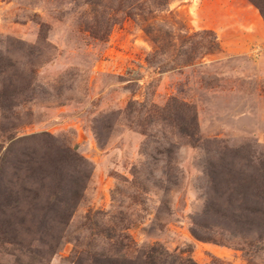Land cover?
I'll use <instances>...</instances> for the list:
<instances>
[{"label":"rangeland","instance_id":"1","mask_svg":"<svg viewBox=\"0 0 264 264\" xmlns=\"http://www.w3.org/2000/svg\"><path fill=\"white\" fill-rule=\"evenodd\" d=\"M86 3L0 0V54L16 63L0 75V264H264V230L204 214L213 190L239 176L223 173L215 188L208 170L220 158L264 179L258 10L248 0H168L147 22L163 41L146 63L145 23L121 19L100 40L85 28ZM213 38L219 51L182 65L180 49ZM167 105L194 111L197 142L178 133L188 118L161 113ZM43 178L32 202L29 186ZM49 195L68 201L64 224L43 209Z\"/></svg>","mask_w":264,"mask_h":264},{"label":"trees","instance_id":"2","mask_svg":"<svg viewBox=\"0 0 264 264\" xmlns=\"http://www.w3.org/2000/svg\"><path fill=\"white\" fill-rule=\"evenodd\" d=\"M248 1L258 10L260 16L264 20V0ZM87 2L88 3L86 4L90 6L88 16H90L89 21L91 22V25L87 26L90 23L87 21V25L85 28L92 36L103 40L108 35L110 26L117 24L121 21V19L128 18L131 20H141L143 23H145V26L143 27V32L147 35L148 39L154 46V50L151 55L148 56V59H146V63H149V58L157 56L159 51L162 50L161 42L163 41V39L162 35L160 34V31L158 29H154L151 24L148 23L149 20L153 18L155 13L161 11L164 7H166V5L168 4V0H114L115 3H111V5L109 6L103 4L100 0H96L92 3L90 2V0H87ZM44 27L45 26L40 27V41L46 40V38L43 37L45 36L43 32ZM41 33L43 36L41 35ZM207 34L209 33L202 32V36L200 35V37H204ZM167 37L170 36L167 35ZM14 44L16 45L14 51L24 50V47H26L21 41H15ZM183 46L185 45H182L181 47ZM27 49L29 51V55H31L32 51H34L33 49H36V46H28ZM197 51H199V57H201L202 54L206 55L219 51V45L217 41L213 38L211 41H209V44L208 42L200 43L199 46L195 48L188 49L184 47L183 50L180 49L179 55H182L185 58V61L182 65H190V63L193 61V58L196 57L195 55L193 57V54H195L194 52ZM15 66L16 63L12 62V59L3 58L0 54V75L5 74L6 70H16ZM159 69L161 70L162 66ZM15 74L16 72L13 74V76ZM9 79L11 80V78ZM132 104H139V106L141 105V107H143L142 103L131 102L128 104L127 108L131 109ZM9 105L10 104L4 105L5 107H2V109L9 108ZM159 110L168 118L174 117L177 120L188 118V122H186L184 126L180 125L177 127L178 133L181 136H186L190 139V141L194 143L198 141L196 139V124L193 110H184L183 108L170 107L169 105ZM168 152L171 153V151ZM220 160L222 163L220 162V164L218 165L211 164L212 169L208 170V177L212 180L213 186H215V188L218 189V187L216 186H219V180L221 178L220 176L223 173L230 177L232 173L238 174L239 176H237L236 179L227 184L226 191L220 192L216 189L213 190L216 195H214V197L209 196L207 198L206 207H208V212L206 210L204 214H210L211 216H218L222 218L224 221H226L228 227H233L235 228V230H264V179L258 178L256 180L253 176H251L250 178L248 177V179L244 178V171L241 170V172H235L233 171V169H227V163H224V159L220 158ZM240 160H243V158H240ZM262 165L263 166L261 170L264 171V164ZM231 168H234V166H232ZM59 175L61 176V174ZM59 175H51V178L56 176V181L58 180L57 182H62ZM17 178L19 179L18 176ZM44 180V178L43 180H39V184L34 183V181H32V186H36L37 189H34L33 187L29 186V190L34 195L31 199L32 202H36L37 195H40V191L43 192V190L45 189L44 186L46 185V182ZM17 181L18 180L14 181L15 185H17ZM73 184L75 183L73 182ZM78 195L79 192L76 189V191L72 194L73 200L77 199L76 196ZM219 200H222V202L226 206L224 211L220 209H214L212 207V205H215V201L219 202ZM67 202L68 201H65V199L63 198H58L57 195H55L54 198L49 195V197H47L46 203L44 205L45 207L43 209H47L46 211H57L59 212V214L61 213V222L64 224V221L66 220V215L62 213V205H64L65 207L67 205ZM223 203L222 206H224ZM193 225L196 227L199 226L195 222L193 223ZM190 232L198 240H212L210 237H201L195 227L192 228ZM155 258L156 256H153L152 259L155 260Z\"/></svg>","mask_w":264,"mask_h":264}]
</instances>
